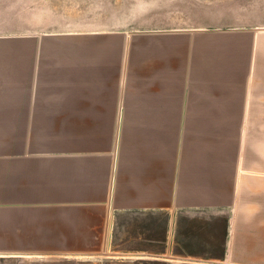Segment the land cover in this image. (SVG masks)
Returning <instances> with one entry per match:
<instances>
[{
  "label": "crops",
  "instance_id": "crops-1",
  "mask_svg": "<svg viewBox=\"0 0 264 264\" xmlns=\"http://www.w3.org/2000/svg\"><path fill=\"white\" fill-rule=\"evenodd\" d=\"M195 5L0 0V257L264 264V23Z\"/></svg>",
  "mask_w": 264,
  "mask_h": 264
},
{
  "label": "rangeland",
  "instance_id": "rangeland-1",
  "mask_svg": "<svg viewBox=\"0 0 264 264\" xmlns=\"http://www.w3.org/2000/svg\"><path fill=\"white\" fill-rule=\"evenodd\" d=\"M191 18L211 23H264V0H193ZM188 16V15H187ZM184 15V19L188 18ZM133 230V228H131ZM137 240L120 235L109 247L95 255L0 257V264H199L177 262L163 253L139 251Z\"/></svg>",
  "mask_w": 264,
  "mask_h": 264
},
{
  "label": "bare ground",
  "instance_id": "bare-ground-1",
  "mask_svg": "<svg viewBox=\"0 0 264 264\" xmlns=\"http://www.w3.org/2000/svg\"><path fill=\"white\" fill-rule=\"evenodd\" d=\"M126 43V42H125ZM130 44V43H129ZM125 45V44H124ZM125 56V55H124ZM124 59V58H123ZM124 64V63H123ZM123 68V67H122ZM125 69V68H124ZM125 71H126V69H125ZM126 73V72H125ZM123 76H124V74H123ZM121 77V76H120ZM125 80V79H124ZM123 84V83H122ZM123 86V85H122Z\"/></svg>",
  "mask_w": 264,
  "mask_h": 264
}]
</instances>
